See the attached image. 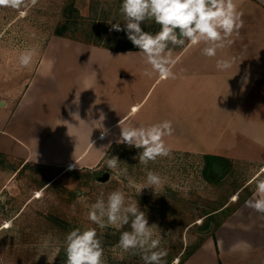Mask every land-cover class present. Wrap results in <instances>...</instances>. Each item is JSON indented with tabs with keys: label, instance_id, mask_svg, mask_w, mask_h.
I'll use <instances>...</instances> for the list:
<instances>
[{
	"label": "rangeland",
	"instance_id": "obj_1",
	"mask_svg": "<svg viewBox=\"0 0 264 264\" xmlns=\"http://www.w3.org/2000/svg\"><path fill=\"white\" fill-rule=\"evenodd\" d=\"M72 1L83 18L79 17L73 27L78 39L58 36L55 31L63 20L65 6ZM121 3L122 0H36L33 5L31 0H25L19 9L0 6V132L15 121L27 91L30 94L40 83L43 88L52 81L60 86V93L54 91L52 95L63 108L72 99L81 101L78 88L87 82L89 88L96 85L94 91L98 86L102 89L103 76L98 81L91 77L98 70L95 61L99 52L108 48L80 37L85 38L87 30L95 27L102 38L100 42L112 48L128 46L126 33L113 28L117 23L124 27ZM151 22L142 26L155 34L160 27ZM33 49L36 55L29 65L22 66L21 55ZM66 50L75 54L66 55ZM52 111L56 112L54 108ZM92 118L95 116L86 120ZM75 119L81 117L77 115ZM87 137L84 136V145ZM92 137L89 136L90 140ZM80 139L73 137L76 148ZM119 139L120 135L112 132L90 144L86 153L98 147L100 150L89 160L85 155V159L77 160L83 155L82 147L66 153L60 151L58 158L64 160L65 155L67 160L52 165L0 151V264H65V237L74 228H96L103 242L105 264H144L139 254L125 253L116 247L121 232L130 231V225L119 230L100 229L87 218L90 205L100 194L103 192L106 200L116 189L125 193L126 201L139 203L149 226H157L153 229L154 237H163L167 264H183L255 191L253 178L264 179L261 164L229 160L220 164L224 167L220 173L207 178L204 167L208 154L192 151L171 150L169 156L141 165V150L118 143ZM111 156L120 160L117 169L107 167L106 160ZM74 164L76 167H72ZM148 171L158 173L163 182L155 189L146 187L139 192V187L146 184ZM129 181L136 187H129ZM205 223L209 224L206 228Z\"/></svg>",
	"mask_w": 264,
	"mask_h": 264
},
{
	"label": "crops",
	"instance_id": "obj_2",
	"mask_svg": "<svg viewBox=\"0 0 264 264\" xmlns=\"http://www.w3.org/2000/svg\"><path fill=\"white\" fill-rule=\"evenodd\" d=\"M235 2L243 14V27L231 37L233 43L211 58L201 54L204 44L187 50L173 48L175 79L145 76L146 65L137 54L139 49H102L95 61L98 70L91 78L98 81L103 76V87L94 91L96 85L89 88L85 83L77 92L81 101L72 99L67 108L60 107L52 92L59 94L61 89L53 81L46 88L40 83L30 94L27 91L15 121L0 132V151L52 165L67 160L65 155L64 160L58 158L60 151L82 147L83 155L77 160H89L100 150L98 147L86 153L90 144L112 132L120 135V120L137 127L168 120L173 132L164 140L171 150L255 162L264 167V0ZM218 59H232V67L218 69ZM77 115L81 119H75ZM90 116L95 118L86 120ZM75 136L81 137L78 148ZM84 136H88L85 145ZM89 136H93L91 140ZM245 201L183 264H264V214L246 207ZM240 240L247 241L251 249L230 251Z\"/></svg>",
	"mask_w": 264,
	"mask_h": 264
},
{
	"label": "clouds",
	"instance_id": "obj_3",
	"mask_svg": "<svg viewBox=\"0 0 264 264\" xmlns=\"http://www.w3.org/2000/svg\"><path fill=\"white\" fill-rule=\"evenodd\" d=\"M34 5L36 0H31ZM25 0H0V6L19 9ZM120 13L124 27L114 24L116 31H124L127 39L139 49V54L146 65L144 75L151 78L158 74L159 78L175 79L172 71L176 63L173 58V48H187L204 44L201 54L215 57L217 51L233 43L231 37L238 34L243 27L242 13L238 11L235 0H122ZM146 21H154L159 25L155 34L147 32L142 27ZM179 29V32H177ZM171 45V47H170ZM36 55L35 50H28L20 57V64L27 66ZM232 59H218L216 66L220 70L232 67ZM121 129L118 143L140 149L139 164L147 166L158 157H167L171 149L165 143L164 137L173 132L171 121L165 120L150 126H134L120 120ZM107 130L101 133L104 137ZM120 160L116 156L106 160L107 167L117 169ZM126 171V170H125ZM256 188L253 196L245 201V206L264 214V179L253 178ZM162 177L153 171L146 174V184L139 187V192L146 187H158ZM253 181H250V183ZM129 187H136L129 181ZM80 199H84L83 196ZM237 197H233L236 200ZM88 220L98 225L100 229L108 227L121 229L130 225V231H123L116 247L123 252L139 254L144 264H167V249L162 247L163 237H154V227L149 226L144 211L135 200L126 201L125 193L116 189L104 198L102 192L97 200L90 205ZM247 241L235 242L230 251L250 250ZM58 251V250H57ZM65 264H105L103 242L96 228H74L65 237ZM173 264H176L173 261Z\"/></svg>",
	"mask_w": 264,
	"mask_h": 264
},
{
	"label": "trees",
	"instance_id": "obj_4",
	"mask_svg": "<svg viewBox=\"0 0 264 264\" xmlns=\"http://www.w3.org/2000/svg\"><path fill=\"white\" fill-rule=\"evenodd\" d=\"M79 17H80L81 20L83 19L81 16L78 15V10L75 7L74 2L72 1L71 3L66 5L65 8H64L63 20H61L59 22V24H58V26H57V28L55 30L56 31V35H58V36H67V37H71V38H74V39H78L79 37L77 38L73 34L74 33V31H73L74 28L73 27H74V25H77ZM151 23H154L155 27H160L159 25L155 24L154 21H152ZM142 27L144 28L145 31H148V29L145 26H142ZM96 32H98V31H97V29H95V27H90L89 30H87V32H86L87 34L83 35V36H85V38L84 37H82V38L80 37V39L84 40V41L94 42V44L102 45L105 48H108V49H111V50H115V51H127V50L138 49L131 42L129 43L128 46H125V47H120V48L109 47L106 44H104L103 42H100L102 40V38L99 36V33L97 34ZM170 47H171V45H170ZM178 47L179 46H177L175 48H178ZM205 157H206L205 158L206 164H205V167H204V175L207 178H209L211 176V174H213L215 172L220 173L222 171V169L224 168L220 164L227 162V160L225 158L220 157V156H216V155L208 154ZM208 225H209L208 223H205L204 224L205 228L208 227ZM213 237H214V234H213ZM199 245L193 250V252H191V254H189L188 257H190L195 252V250L199 247Z\"/></svg>",
	"mask_w": 264,
	"mask_h": 264
},
{
	"label": "water",
	"instance_id": "obj_5",
	"mask_svg": "<svg viewBox=\"0 0 264 264\" xmlns=\"http://www.w3.org/2000/svg\"><path fill=\"white\" fill-rule=\"evenodd\" d=\"M177 32H179V29H177ZM107 178V174L103 177V179H106Z\"/></svg>",
	"mask_w": 264,
	"mask_h": 264
}]
</instances>
